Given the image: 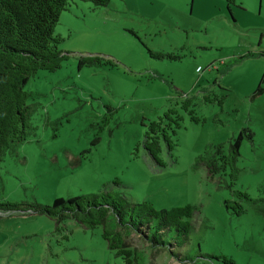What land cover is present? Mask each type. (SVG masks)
Masks as SVG:
<instances>
[{
    "label": "rangeland",
    "instance_id": "obj_1",
    "mask_svg": "<svg viewBox=\"0 0 264 264\" xmlns=\"http://www.w3.org/2000/svg\"><path fill=\"white\" fill-rule=\"evenodd\" d=\"M55 34L69 58L25 85L36 109L27 140L0 164L1 202L120 193L157 210L191 204L197 211L186 244L172 228L161 235L176 256L141 234L127 237L145 264H214L206 255L264 264V0H110L100 7L70 0ZM247 53L257 55L240 60ZM97 54L117 66L79 68V56ZM187 97L204 122L180 108ZM175 106L184 120L172 153L162 143L159 166L144 148L145 132ZM243 128L253 135L241 142L237 180L229 170L211 178L195 166L207 145L228 150ZM226 200L240 201L244 211L228 210ZM64 226L59 232L53 219L32 212L0 214V264H122L102 226Z\"/></svg>",
    "mask_w": 264,
    "mask_h": 264
},
{
    "label": "trees",
    "instance_id": "obj_2",
    "mask_svg": "<svg viewBox=\"0 0 264 264\" xmlns=\"http://www.w3.org/2000/svg\"><path fill=\"white\" fill-rule=\"evenodd\" d=\"M91 2L94 7L106 6L110 0H83ZM70 0H0V164L7 152H13L27 140L31 129V116L36 109L29 104L32 96L25 85L30 77L39 70L56 71L63 61L68 60L69 53L60 48L63 38L55 34V28L61 13L68 8ZM156 58L166 57L161 52H151ZM247 53L240 60L256 56ZM263 55V54H261ZM170 58H178L168 55ZM239 60H233L227 65L229 69ZM116 67L111 58L102 55H81L78 66ZM260 84L256 94L261 93ZM206 102H213L217 97L205 95ZM195 102L191 97L183 100L181 107L194 123L204 122L196 113ZM178 106L168 108L158 120L151 121L145 132L144 148L159 166L165 162L161 158L162 143H165L170 153L177 142L173 136L182 127L183 114ZM253 133L243 128L237 137L230 142L228 150L224 144H209L204 152L196 158L195 166L206 168L209 176L224 175L229 170L231 180H237L240 169L237 161L240 156V146L244 137L251 139ZM1 183V176H0ZM1 193V191H0ZM238 197L251 201L246 192L233 191ZM241 200V199H240ZM233 203V205H231ZM225 207L233 208L236 213H242L244 207L240 201H225ZM11 211L32 212L46 215L56 222V230L64 231L67 220H75L85 228L93 229L102 226V237L109 249L116 252L123 260L122 264H145L143 255L137 249L131 248L127 237L138 233L151 241L153 246L169 245L172 250L175 244L162 239V233L167 229L176 231V239L180 245L186 244L188 234L192 231L191 218L197 207L191 204L157 210L148 200L133 203L120 193H100L81 197L56 198L49 204L40 202H1L0 214ZM156 219L157 222L153 223ZM153 228L152 238L148 230ZM67 238V234L64 235ZM214 264H237L225 255H206Z\"/></svg>",
    "mask_w": 264,
    "mask_h": 264
},
{
    "label": "built area",
    "instance_id": "obj_3",
    "mask_svg": "<svg viewBox=\"0 0 264 264\" xmlns=\"http://www.w3.org/2000/svg\"><path fill=\"white\" fill-rule=\"evenodd\" d=\"M201 70H202V69H201L200 67L197 68V71H198V72L201 71Z\"/></svg>",
    "mask_w": 264,
    "mask_h": 264
}]
</instances>
